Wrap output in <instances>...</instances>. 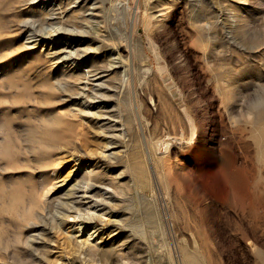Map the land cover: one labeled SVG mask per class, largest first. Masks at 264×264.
<instances>
[{
    "label": "rangeland",
    "instance_id": "374dc122",
    "mask_svg": "<svg viewBox=\"0 0 264 264\" xmlns=\"http://www.w3.org/2000/svg\"><path fill=\"white\" fill-rule=\"evenodd\" d=\"M0 264H264V0H0Z\"/></svg>",
    "mask_w": 264,
    "mask_h": 264
},
{
    "label": "bare ground",
    "instance_id": "6f19581e",
    "mask_svg": "<svg viewBox=\"0 0 264 264\" xmlns=\"http://www.w3.org/2000/svg\"><path fill=\"white\" fill-rule=\"evenodd\" d=\"M96 76V75H95ZM97 77V76H96ZM100 78L101 77H99V78H95L94 79V81H98V80H100ZM93 86H95L96 88H97V90H99L100 88H101V85H99V84H96V85H93ZM96 90V91H97ZM83 196V195H82ZM83 199H85V201H86V203H88L89 201H91V200H89V197H86L85 195L83 196ZM90 209H92V206H90L89 207Z\"/></svg>",
    "mask_w": 264,
    "mask_h": 264
}]
</instances>
